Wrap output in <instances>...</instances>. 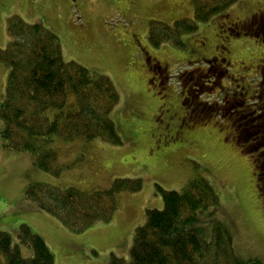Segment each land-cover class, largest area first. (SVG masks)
Masks as SVG:
<instances>
[{
  "label": "rangeland",
  "instance_id": "374dc122",
  "mask_svg": "<svg viewBox=\"0 0 264 264\" xmlns=\"http://www.w3.org/2000/svg\"><path fill=\"white\" fill-rule=\"evenodd\" d=\"M71 2L0 0V49L8 44L6 26L11 18L40 25L54 34L66 62H75L113 83L120 99L111 119L123 145L100 141L55 145L57 177L40 170L32 154L5 148L0 138V231L18 244L20 227L27 225L43 238L55 264H110L112 256L129 261L135 233L146 224L148 211L164 208L160 187L181 192L188 182L203 178L220 197L214 218L230 231L237 256L264 264V201L258 194L257 168L250 158L264 146L255 149L262 141L252 137L246 141L238 126L240 118H229L226 109L235 105V112L246 107L252 112L261 103L258 96L264 90V68L256 69L260 63L252 50L262 49L255 47L250 36L232 37L228 27L242 26L245 18L264 9V0H240L225 15L199 24L195 34L183 36L184 47L165 44L160 48L149 43L150 24L173 25L181 19H194L190 0H163L160 4L157 0H81L78 7ZM221 46L227 49L225 55L220 53ZM213 56L227 58L215 69L224 73L220 81L210 62ZM157 62L161 64L156 71L159 79L152 85L148 71ZM7 78L8 70L0 64V105ZM210 81L219 82L224 91H207ZM217 91L220 94L215 95ZM159 104L176 113L171 121L164 117L162 126L158 124ZM189 104L184 110L182 105ZM192 104L198 105L196 111ZM212 106L213 117H205V108ZM253 117L244 119L242 127ZM3 127L0 119V132ZM116 180H141L143 188L118 196L111 222L80 233L71 232L25 198L32 183L93 192L110 189ZM22 254L31 256L26 248Z\"/></svg>",
  "mask_w": 264,
  "mask_h": 264
},
{
  "label": "trees",
  "instance_id": "16d2710c",
  "mask_svg": "<svg viewBox=\"0 0 264 264\" xmlns=\"http://www.w3.org/2000/svg\"><path fill=\"white\" fill-rule=\"evenodd\" d=\"M239 1L190 0L194 19H181L173 25L152 22L149 43L155 48L165 44L184 47L183 36L195 34L199 24L225 15ZM6 27L9 41L0 49V64L8 70L0 105L3 146L15 153L32 154L40 170L59 177L55 145L78 141L123 145L111 119L120 99L111 80L66 62L59 39L42 26L15 17ZM205 110V117H213V106ZM250 158L257 168L258 194L264 201V150ZM142 188L141 180H116L110 189L93 192L38 182L29 185L25 198L71 232L80 233L111 222L118 196ZM160 191L164 208L148 211L146 224L135 233L130 260L112 256L110 264H263L237 256L230 231L214 218L220 197L207 180H192L181 192L161 187ZM18 241L14 244L8 233L0 231V264H55L43 238L27 225L20 227ZM22 248L31 256L24 257Z\"/></svg>",
  "mask_w": 264,
  "mask_h": 264
},
{
  "label": "flooded vegetation",
  "instance_id": "af4514ba",
  "mask_svg": "<svg viewBox=\"0 0 264 264\" xmlns=\"http://www.w3.org/2000/svg\"><path fill=\"white\" fill-rule=\"evenodd\" d=\"M72 2L71 3H74L77 7L80 5L81 3V0H71ZM139 1V0H138ZM158 3L157 4H160V3H163V0H157ZM259 13H257L256 15H252L250 17H247L245 18V20L241 23L242 26L240 25H233V28L228 27V31L231 32V34L233 35L232 37H241L243 35H246V36H250L252 38V42L254 44H256V48L257 45L260 46V50L262 49V51H259V49H256L255 51L252 50V52H255L256 55L258 57L257 60L258 62L260 63L256 69L260 68H264V9H259L258 10ZM227 29L225 32H227ZM224 37V40H228L226 37H229L228 35H225L223 36ZM231 39V38H230ZM223 40V41H224ZM236 41V40H234ZM227 48V47H226ZM221 49H222V52L220 53H223L225 55V51H227V49H225V46H221ZM225 49V51H223ZM219 50V49H218ZM227 61V58L222 56L221 58L219 56H213L210 60V62L213 64V71L216 73L217 68H220L222 67V64H224L225 62ZM161 64L159 62L155 63L148 72L151 73V77L149 78V84H155L156 85V82L157 80L159 79L156 75V71L161 68L160 67ZM223 69V68H222ZM211 72V70H209ZM264 72V70H263ZM262 72V73H263ZM261 74V72H259ZM217 76H216V81H220L221 79V76L224 74L223 72H220V71H217ZM259 74V75H260ZM235 80V79H234ZM211 85L209 86V89L207 91H211L215 88H218L220 89V92L221 90L224 91V88L219 86L218 85L220 84L219 82H215V81H210ZM160 84V82H159ZM214 85V86H213ZM206 88V87H205ZM195 91H198L195 89ZM205 91V90H204ZM218 91L217 92H214V94L218 95ZM220 94V93H219ZM263 95H264V90L261 91V93L259 94V102L261 101L260 105H257L254 109H252V112H249L248 108L246 107L245 110H240L238 109L237 112L233 111L235 105H231V107H227L226 109L229 110L230 114H229V118H232V117H238L240 118V122L238 123V126L240 127V129L242 130L241 133H244L245 137H246V141H248L249 138H253V139H257V140H261L262 143L258 144V149L260 148V146H264V102H263ZM197 97V95H195V98ZM227 97V94L226 96ZM226 102H227V98H225ZM235 101L237 102V100L235 99ZM243 102V101H241ZM191 104V103H190ZM190 104L186 107L184 105L183 106V109L184 110H187L189 109L190 107ZM236 105H239V103H236ZM242 105V104H241ZM158 112L160 114V118L161 120L159 121L158 124H160L161 126L163 125L164 123V117L165 119L171 121L172 119H174V117H176V113H173L171 114L170 110H167L165 108V104H159V107H158ZM243 113V114H241ZM246 114V115H245ZM234 115V116H233ZM251 115H254L253 118H250L247 122H246V126L244 125L242 127V123L244 121V119H247L248 116H251ZM257 118H256V117ZM188 119L190 120L191 119V110H190V113L188 115ZM226 120H229L228 118ZM235 120V118H234ZM231 121V120H230ZM232 122V121H231ZM232 124L234 125V122H232ZM168 124L165 123V129L168 128ZM246 128V129H244ZM256 136V137H255ZM237 144H240L239 141H236ZM245 145V144H244ZM264 150L263 149H260V151ZM256 167V165H255ZM258 173V172H257Z\"/></svg>",
  "mask_w": 264,
  "mask_h": 264
},
{
  "label": "bare ground",
  "instance_id": "6f19581e",
  "mask_svg": "<svg viewBox=\"0 0 264 264\" xmlns=\"http://www.w3.org/2000/svg\"><path fill=\"white\" fill-rule=\"evenodd\" d=\"M152 62H153V61H152ZM206 93H209V92L206 91L205 94H206ZM196 107H197V105L192 104V108L194 109V111H196ZM197 108H198V107H197Z\"/></svg>",
  "mask_w": 264,
  "mask_h": 264
}]
</instances>
